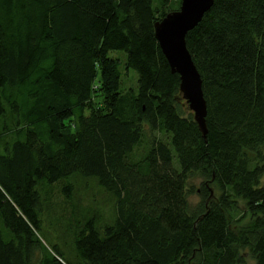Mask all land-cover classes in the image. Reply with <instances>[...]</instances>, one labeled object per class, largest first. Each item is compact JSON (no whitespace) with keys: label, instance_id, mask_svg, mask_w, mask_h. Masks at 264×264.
<instances>
[{"label":"trees","instance_id":"obj_1","mask_svg":"<svg viewBox=\"0 0 264 264\" xmlns=\"http://www.w3.org/2000/svg\"><path fill=\"white\" fill-rule=\"evenodd\" d=\"M174 3L0 0V264H264V0H213L185 35L204 138L153 36Z\"/></svg>","mask_w":264,"mask_h":264},{"label":"water","instance_id":"obj_2","mask_svg":"<svg viewBox=\"0 0 264 264\" xmlns=\"http://www.w3.org/2000/svg\"><path fill=\"white\" fill-rule=\"evenodd\" d=\"M213 0H179L177 10L165 14L153 24V36L171 74L178 76V91L197 125L206 135V106L201 79L186 49L184 38L209 10Z\"/></svg>","mask_w":264,"mask_h":264},{"label":"rangeland","instance_id":"obj_3","mask_svg":"<svg viewBox=\"0 0 264 264\" xmlns=\"http://www.w3.org/2000/svg\"><path fill=\"white\" fill-rule=\"evenodd\" d=\"M178 7L177 3H174L171 6L172 10H175ZM167 12V10H166ZM107 57L112 58V59H119L121 66H120V73H121V78H120V88H121V92H126L129 89H135L136 88V74L129 70L126 71L122 68V64L124 62V54L121 51H109L107 53ZM185 110L187 111V108L185 106ZM158 138H162V140L165 139L164 136H161L159 134L156 135ZM9 137V136H8ZM7 136H2L1 140H0V151H2L3 145L5 142L8 141ZM146 139H143V141L141 142V144L135 149L134 151V157H137L139 154H141V152L143 151V149L146 146ZM172 165L173 166H177V162L176 159L173 157L172 159ZM199 183L200 180L198 178H194V179H190L187 183V189L189 192L188 194V201L190 202L191 205H194L198 200V196H197V192L199 189ZM260 184L264 185V174L261 176L260 178ZM195 190V191H194ZM91 193L88 194V197L93 198L94 201H100L101 197L96 193V190L94 188H91L90 191ZM215 192V191H214ZM216 195V192H215ZM211 201H214L213 199H211ZM88 202L87 199V195L85 196V202L84 205H86ZM50 203H51V211L54 214V217L58 218V219H62V218H66L69 214V207L68 205H66L63 201V196L61 195V193L59 192V186L57 187V185L53 186L52 190H51V198H50ZM102 210H104V212H107L106 207L101 206ZM251 220V215L249 213H247L244 209V205L242 202H238V213L236 214L235 218L233 220L228 219V229L231 232H236L240 229L245 228L249 222ZM239 258L241 259L243 264H255V260L253 259V257L248 254L247 252H240L239 253Z\"/></svg>","mask_w":264,"mask_h":264}]
</instances>
